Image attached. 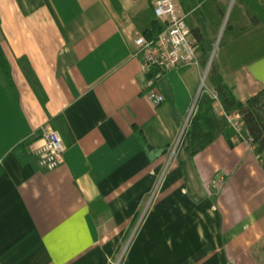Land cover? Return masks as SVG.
<instances>
[{
	"label": "crops",
	"instance_id": "obj_1",
	"mask_svg": "<svg viewBox=\"0 0 264 264\" xmlns=\"http://www.w3.org/2000/svg\"><path fill=\"white\" fill-rule=\"evenodd\" d=\"M149 2L0 0V264H264L263 160L227 136L216 101L211 130L191 138L215 94L200 61L166 71L153 103L135 44ZM220 70L241 101L264 89V56ZM43 127L67 144L51 170L29 151ZM136 128L166 152L149 155Z\"/></svg>",
	"mask_w": 264,
	"mask_h": 264
},
{
	"label": "trees",
	"instance_id": "obj_2",
	"mask_svg": "<svg viewBox=\"0 0 264 264\" xmlns=\"http://www.w3.org/2000/svg\"><path fill=\"white\" fill-rule=\"evenodd\" d=\"M237 1L239 3L233 7L221 38L219 58L212 63L210 68L209 80L224 111L227 114H240L243 122L241 133L254 146L256 154L263 160L264 168V89L250 97L246 102L241 101L235 96L233 88L226 83L220 70V64L226 57L234 63L241 64L264 56V0ZM180 2L186 12L190 13L187 22L197 41L199 61L206 67L213 49V39L205 33L200 22L208 19L214 30L220 29L227 11L225 3L220 0H180ZM136 22L139 30L149 39L158 37L167 27V23L157 17L153 0H150L145 12L136 18ZM253 52L254 55H252ZM0 63L4 67L7 77L11 80V72L8 68L1 39ZM21 63L30 83L45 103L47 99L45 92L29 60L22 58ZM214 115V95L204 92L199 99L198 110L192 117L189 126V132L193 140L202 139V133L211 130V121ZM228 125L227 136L237 132L229 121ZM136 133L149 155L166 152V149L153 148L147 142L140 128H136ZM204 146L191 147V154H196Z\"/></svg>",
	"mask_w": 264,
	"mask_h": 264
},
{
	"label": "built area",
	"instance_id": "obj_3",
	"mask_svg": "<svg viewBox=\"0 0 264 264\" xmlns=\"http://www.w3.org/2000/svg\"><path fill=\"white\" fill-rule=\"evenodd\" d=\"M155 13L167 23V27L158 37L149 39L138 33L135 38L137 53L142 56L146 71L151 74L148 79L149 96L155 105L165 101L159 88V80L166 71L184 65L198 64V45L188 25L187 17L179 7V0H156ZM216 103L221 106L216 94ZM222 107V106H221ZM230 124L241 133L243 122L238 113L227 114L222 109ZM29 151L44 169H55L64 162L67 144L57 129L43 127L40 139L29 146ZM259 158H261L258 155ZM211 185L220 187V179L214 178Z\"/></svg>",
	"mask_w": 264,
	"mask_h": 264
},
{
	"label": "rangeland",
	"instance_id": "obj_4",
	"mask_svg": "<svg viewBox=\"0 0 264 264\" xmlns=\"http://www.w3.org/2000/svg\"><path fill=\"white\" fill-rule=\"evenodd\" d=\"M221 2H223V3H225V7H226V16H227V13L229 12V9H230V13H229V16H230V14H231V11H232V9H233V7L237 4L238 5V1L237 0H220ZM232 5V6H231ZM179 7H180V9L183 11V13L186 15V17L188 18V17H190V13H188V12H186V10H185V8L183 7V5L181 4V2H180V0H179ZM231 7V8H230ZM226 16H225V18H226ZM229 16H228V19H229ZM224 21H225V19H224ZM224 21H223V23H224ZM228 21V20H227ZM200 24L203 26V29H204V31H205V33L209 36V37H212V39H213V49H212V51H211V56H212V53H213V51H214V49H215V45H216V43H218V45H217V49H216V51H215V54H214V57H213V61H212V63L214 62V61H217L218 60V58H219V49H220V43H221V38H222V36H223V34H222V36H221V38H220V40L218 41V37H219V34H220V31H221V29H222V26H223V24H222V26L220 27V29H217V30H214L213 29V27L211 26V22L208 20V19H205L204 21H201L200 22ZM227 24V23H226ZM226 27V26H225ZM225 30V29H224ZM224 30H223V32H224ZM258 46V45H257ZM259 52V51H258ZM252 54V53H251ZM252 55H254V52H253V54ZM198 56H199V52H198ZM211 56H210V58H211ZM210 58H209V61H208V63H207V65H206V69H207V66H208V64H209V62H210ZM212 66V65H211ZM210 71V70H209ZM208 82H210V80H209V73L207 74V76L205 77V85L206 84H208Z\"/></svg>",
	"mask_w": 264,
	"mask_h": 264
},
{
	"label": "water",
	"instance_id": "obj_5",
	"mask_svg": "<svg viewBox=\"0 0 264 264\" xmlns=\"http://www.w3.org/2000/svg\"><path fill=\"white\" fill-rule=\"evenodd\" d=\"M231 6H232V5H231ZM230 8H231V7H230ZM229 13H230V9H229V12L227 13V16H226L225 21H224L223 26H222V29H221V31H220V34H219V37H218V41L220 40V38H221V36H222V34H223V30L225 29V26H226V23H227V20H228ZM217 45H218V43H216V45H215V49H214V51H213V53H212V56H211V58H210V62H209L208 66H207V69H206L205 77L207 76V74L209 73V70H210V68H211L212 61H213V57H214L215 51H216V49H217Z\"/></svg>",
	"mask_w": 264,
	"mask_h": 264
}]
</instances>
